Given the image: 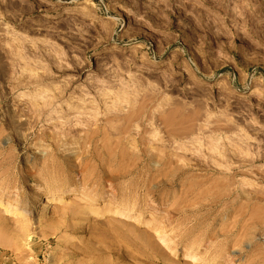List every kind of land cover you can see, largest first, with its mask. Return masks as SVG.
Masks as SVG:
<instances>
[{
	"label": "rangeland",
	"instance_id": "1",
	"mask_svg": "<svg viewBox=\"0 0 264 264\" xmlns=\"http://www.w3.org/2000/svg\"><path fill=\"white\" fill-rule=\"evenodd\" d=\"M235 1L0 0V264H264V0Z\"/></svg>",
	"mask_w": 264,
	"mask_h": 264
},
{
	"label": "bare ground",
	"instance_id": "2",
	"mask_svg": "<svg viewBox=\"0 0 264 264\" xmlns=\"http://www.w3.org/2000/svg\"><path fill=\"white\" fill-rule=\"evenodd\" d=\"M220 1V0H219ZM230 2H231V0H229ZM237 1H239V0H237ZM242 1V0H241ZM234 4H236L237 2L234 0ZM260 2V1H259ZM239 4V3H238ZM238 4H236V5H238ZM240 5V4H239ZM236 8H234L233 9V12H234V10H235ZM244 10V9H243ZM243 10H241V11H243ZM237 11H238V13H240L239 15H241V12L239 11V9H237ZM242 13H244V12H242ZM232 15H233V13H231ZM235 14H236V11H235ZM238 16V15H237ZM242 17L243 16H245V14H242L241 15ZM231 17V16H230ZM239 17V16H238ZM233 18H236L235 17V15H234V17ZM241 18V17H240ZM243 19V18H242ZM120 20H122V24L124 25V26H126L127 25V21H126V19L122 16V18L120 19ZM242 21H244V19L242 20ZM112 49H114V48H112ZM112 49H110L109 51H112ZM108 51V52H109ZM252 90V92L251 93H255V91L253 90V89H251ZM153 98V97H152ZM148 99H150L149 98V96H148ZM222 156V155H221ZM242 156V155H241ZM230 155L229 154H227L226 155V158H227V160H226V162H228V161H231L230 160ZM243 159V158H242ZM243 161V160H242ZM222 164H224V163H222ZM226 166H228V165H226ZM54 184V183H53ZM61 184V183H60ZM60 184H57V185H54V186H52V187H50V190H49V192L52 194V195H62V194H64V193H66L67 192V189H65V188H63V186L62 185H60ZM68 191H73V190H68ZM51 196H49V195H47L46 197H45V199L47 200V201H49ZM42 197L41 196H37V197H35V201L36 202H39V201H42ZM44 199V200H45ZM52 200H57V198L55 199L53 196H52ZM116 201V200H115ZM120 206H122V203L121 202H117ZM35 204V203H34ZM37 204V203H36ZM31 205H33V204H31ZM124 207V206H123ZM125 209H126V211H130L131 210V208H130V206H126L125 207ZM162 241H163V245H165V244H168V243H171L172 242V240L170 239V238H168V236L167 237H162Z\"/></svg>",
	"mask_w": 264,
	"mask_h": 264
}]
</instances>
